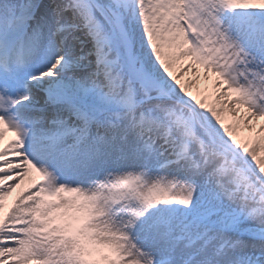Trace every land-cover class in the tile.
<instances>
[{
  "label": "snow or ice",
  "instance_id": "1",
  "mask_svg": "<svg viewBox=\"0 0 264 264\" xmlns=\"http://www.w3.org/2000/svg\"><path fill=\"white\" fill-rule=\"evenodd\" d=\"M0 264H264V0H0Z\"/></svg>",
  "mask_w": 264,
  "mask_h": 264
},
{
  "label": "bare ground",
  "instance_id": "2",
  "mask_svg": "<svg viewBox=\"0 0 264 264\" xmlns=\"http://www.w3.org/2000/svg\"><path fill=\"white\" fill-rule=\"evenodd\" d=\"M201 87H202V85H201ZM195 91H197V89H196V87L194 86V92H195ZM245 135H246V133H245ZM10 138H12V137H11L10 133H8V135H7V137H6V140H7V139H10Z\"/></svg>",
  "mask_w": 264,
  "mask_h": 264
}]
</instances>
